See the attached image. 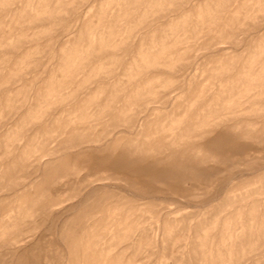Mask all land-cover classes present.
I'll list each match as a JSON object with an SVG mask.
<instances>
[{
  "label": "rangeland",
  "instance_id": "obj_1",
  "mask_svg": "<svg viewBox=\"0 0 264 264\" xmlns=\"http://www.w3.org/2000/svg\"><path fill=\"white\" fill-rule=\"evenodd\" d=\"M0 264H264V0H0Z\"/></svg>",
  "mask_w": 264,
  "mask_h": 264
},
{
  "label": "bare ground",
  "instance_id": "obj_2",
  "mask_svg": "<svg viewBox=\"0 0 264 264\" xmlns=\"http://www.w3.org/2000/svg\"><path fill=\"white\" fill-rule=\"evenodd\" d=\"M222 134H220V136H221ZM225 135V134H224ZM222 137H224V136H222ZM220 138V137H219ZM222 140V139H221ZM217 141H218V139H217ZM220 141V140H219ZM224 141H225V139H224ZM227 142H229V141H227ZM232 142V141H231ZM219 143V142H218ZM221 143V142H220ZM226 144V143H225ZM224 144V145H225ZM228 144V143H227ZM215 146H217V145H215ZM219 148H221V146L219 147ZM122 152V151H121ZM112 154V153H111ZM115 154V153H114ZM121 155V154H120ZM109 156V155H108ZM110 156H112V155H110ZM118 156V155H117ZM122 156H123V154H122ZM119 157V156H118ZM111 158V157H110ZM117 158V157H116ZM125 159L124 160H126V159H128L127 158V156L126 157H124ZM192 158V157H191ZM102 159V158H101ZM117 160V159H116ZM129 160V159H128ZM99 161V160H98ZM101 162V161H100ZM107 162V161H106ZM127 162V161H126ZM124 164V163H123ZM123 164H122V166H123ZM113 165H115V164H113ZM112 165V166H113ZM149 165H152L151 163L149 164ZM104 166V165H103ZM159 166V165H158ZM106 167V166H105ZM108 167H110V164H109V166ZM126 167V166H125ZM128 167V166H127ZM124 168V167H123ZM174 168H176V166L175 167H173V169ZM110 169H112V168H110ZM141 169V168H140ZM152 169V168H151ZM107 170V168L104 170V171H106ZM109 170V169H108ZM118 170H119V168H118ZM142 170V169H141ZM153 170V169H152ZM154 171V170H153ZM109 172V171H108ZM111 172V171H110ZM114 172H115V169H114ZM114 172H113V169H112V173L114 174ZM128 172V171H127ZM152 171H150V173H151ZM116 173H118V172H116ZM165 173V172H164ZM110 174V173H109ZM112 174V175H113ZM169 174V173H168ZM117 175V174H116ZM119 175H121V174H119ZM151 175V174H150ZM172 175V174H171ZM111 176V175H110ZM144 176V175H143ZM147 176H148V174H147ZM159 176V175H158ZM161 176V175H160ZM121 177H122V175H121ZM168 177V176H167ZM123 178H124V176H123ZM146 178V177H145ZM125 179V178H124ZM139 179H140V177H139ZM143 179V178H142ZM141 179V180H142ZM123 180V179H122ZM127 180V179H126ZM134 181V180H133ZM142 181H144V179L142 180ZM167 182H168V180H166ZM137 184H139V183H137ZM141 184V183H140ZM148 184H150V183H148ZM171 184V183H170ZM144 185H146V184H144ZM146 187V186H145ZM186 204V203H185Z\"/></svg>",
  "mask_w": 264,
  "mask_h": 264
}]
</instances>
